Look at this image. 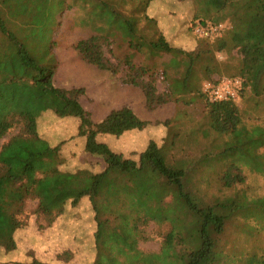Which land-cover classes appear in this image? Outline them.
<instances>
[{
  "label": "trees",
  "instance_id": "1",
  "mask_svg": "<svg viewBox=\"0 0 264 264\" xmlns=\"http://www.w3.org/2000/svg\"><path fill=\"white\" fill-rule=\"evenodd\" d=\"M184 1L194 6L192 31L197 22L225 23L222 35L194 34L196 42L183 35L170 39L149 14L155 0H61L64 9L51 16L42 0H0V248L5 252L20 248L19 233L27 225L21 216L35 200L47 224L68 203L89 206L96 222L92 264H264L263 255L237 256L224 238L230 224L239 228V220L244 227L264 209V197L239 189L247 180L244 165L264 170L258 160L264 128L247 127L237 101L211 102L204 91L205 82L237 78L240 98L247 89L256 97L264 93V0H172ZM67 13H76L69 25L82 32L73 43L82 60L113 73L124 64L123 82L142 92L148 111L176 105L163 122L167 134L150 140L144 151L124 154L97 140L100 134L122 139L150 125L131 106L97 121L82 102L85 88L55 84ZM222 52L225 60L218 59ZM199 103L203 119L183 129L188 108ZM45 113L71 121L69 131L85 138V152L102 167L86 162L70 168L62 141L41 132ZM13 129L17 133L2 143ZM213 185L218 192L208 191ZM152 222L170 229L158 252H145L139 245ZM29 264L48 263L34 258Z\"/></svg>",
  "mask_w": 264,
  "mask_h": 264
},
{
  "label": "rangeland",
  "instance_id": "2",
  "mask_svg": "<svg viewBox=\"0 0 264 264\" xmlns=\"http://www.w3.org/2000/svg\"><path fill=\"white\" fill-rule=\"evenodd\" d=\"M42 1L45 2V10L49 16L64 9L61 6V0ZM75 14H66L68 24L62 28L65 45L56 50L60 58V66L54 78L55 84L64 88H85L86 95L82 97V102L87 109L91 110L95 118H100L113 107L123 104H131L144 118L146 115L152 117L150 131L149 128L142 131L133 130L130 132H140V134H130L124 139L102 136L109 141L110 147L116 152H141L146 148L147 132L148 134L151 132L152 137H162L167 134L168 128L164 126L163 122L172 117L176 111V105L170 102L149 112L145 99L124 91V88H130V85L123 82L127 71L124 64L118 68L117 73H113L90 66L82 60L73 47V43L81 36L82 32L79 29H72L69 25ZM149 14L161 21L170 39L179 40L180 35H183L187 39L192 38L195 41V33L191 29L194 6L190 1L174 3L172 0H155L154 8L150 10ZM182 45L188 47L185 43ZM103 50L105 56L117 64L116 59L110 55L109 49L104 47ZM226 58L227 56L223 52L218 54L219 60ZM157 87L159 91L164 90L161 81L157 82ZM237 104L247 127L261 126L264 128V93L256 97L247 89L243 97L237 100ZM204 113L202 103L189 107L188 115L183 118V129H188L195 121L203 119ZM40 127L42 134L50 140L62 141L65 160L70 168H81L86 162H91L95 169L102 167L101 162L89 157L85 152V138L74 134V131H69L74 129L71 121L55 119L45 113ZM17 131L18 129L11 130L2 143ZM202 148L199 144L198 149ZM198 149L195 151L196 155H199ZM258 155V160L261 161L260 165L264 169V147L258 150ZM221 159L223 158L218 160ZM244 167L247 180L244 185L239 186L240 191H246L250 197H264V170L258 172V169L247 165ZM207 189L211 192L219 191L216 185ZM36 210L37 201H28L25 212L21 216L27 225L19 233L20 248L10 252H5L0 248V264H29L34 258L48 264H92L95 257L96 222L87 204L74 208L68 203L65 212L56 217L51 224H47V221L41 218ZM236 222L239 223V228L236 227V223L230 224L224 236L229 248L237 256L254 253L264 256V209H261L260 218L257 221L249 222L244 227L241 221L237 220ZM169 229L170 226L167 223H149L145 227L147 239L141 241L140 249L145 252H158Z\"/></svg>",
  "mask_w": 264,
  "mask_h": 264
},
{
  "label": "built area",
  "instance_id": "3",
  "mask_svg": "<svg viewBox=\"0 0 264 264\" xmlns=\"http://www.w3.org/2000/svg\"><path fill=\"white\" fill-rule=\"evenodd\" d=\"M227 25L225 23L213 24L197 22L193 26V31L200 37H218L221 36ZM242 82L240 79L222 78L215 81L204 83V91L211 102H220L226 100L237 101L240 98Z\"/></svg>",
  "mask_w": 264,
  "mask_h": 264
},
{
  "label": "crops",
  "instance_id": "4",
  "mask_svg": "<svg viewBox=\"0 0 264 264\" xmlns=\"http://www.w3.org/2000/svg\"><path fill=\"white\" fill-rule=\"evenodd\" d=\"M130 88H124V91H126V92H131L132 94H133V96H138V97H142L143 98V100H144V95L142 94V92L138 89V88H133V87H131V86H129ZM123 106H131L135 111H136V113L140 116V117H142V115H140L139 114V112L131 105V104H123V105H118V106H115V107H113L109 112H107L105 115H103L102 117H100V118H95L94 117V115H93V117H94V119L95 120H97V121H99V120H102L104 117H106L113 109H117V108H121V107H123ZM91 111V110H90ZM155 111V110H154ZM149 112H151V111H149ZM93 114V113H92ZM143 119H146L147 121H149V122H151L150 123V125H148L145 129H147V128H149V131H150V126L152 125V117H150L149 115H146V118H144V117H142ZM144 130V129H143ZM131 131H133V130H131ZM134 131H142V130H134ZM130 134H140V132H130V131H128V132H126L125 134H124V136H123V138L122 139H124L125 137H128ZM102 136H105L106 138H109V136L110 137H112V138H114L113 136H111V135H104V134H100V135H98L97 136V140L98 141H101V142H105V143H107L109 146H110V144H109V141L105 138V137H102ZM153 135H151V132H150V134H148V132L146 133V139H147V141H146V147H147V145H148V143H149V141L150 140H152V139H159V138H161V137H152ZM163 137V136H162ZM114 139H116V138H114ZM146 149V148H145ZM144 149V150H145ZM143 150V151H144ZM132 152H136V151H132ZM138 152V151H137ZM142 152V151H141ZM120 153H124V154H128V153H125V152H120ZM131 153V152H130Z\"/></svg>",
  "mask_w": 264,
  "mask_h": 264
}]
</instances>
